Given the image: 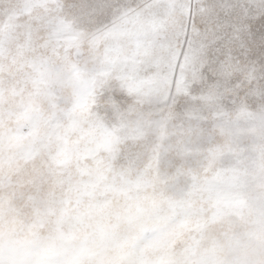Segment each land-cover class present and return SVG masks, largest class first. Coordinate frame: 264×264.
Segmentation results:
<instances>
[{"label":"snow or ice","instance_id":"obj_1","mask_svg":"<svg viewBox=\"0 0 264 264\" xmlns=\"http://www.w3.org/2000/svg\"><path fill=\"white\" fill-rule=\"evenodd\" d=\"M0 264H264V0H0Z\"/></svg>","mask_w":264,"mask_h":264}]
</instances>
